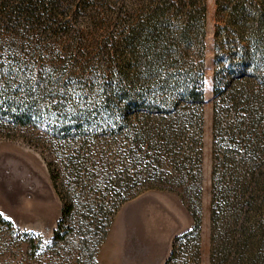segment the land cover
Listing matches in <instances>:
<instances>
[{
    "label": "rangeland",
    "instance_id": "obj_1",
    "mask_svg": "<svg viewBox=\"0 0 264 264\" xmlns=\"http://www.w3.org/2000/svg\"><path fill=\"white\" fill-rule=\"evenodd\" d=\"M0 68V154L54 191L0 194V264H134L150 195L163 264H264V0H0Z\"/></svg>",
    "mask_w": 264,
    "mask_h": 264
},
{
    "label": "water",
    "instance_id": "obj_2",
    "mask_svg": "<svg viewBox=\"0 0 264 264\" xmlns=\"http://www.w3.org/2000/svg\"><path fill=\"white\" fill-rule=\"evenodd\" d=\"M0 177V190L14 204L24 197H52L44 175L16 154H0ZM121 220L123 258L134 264H163L174 237L184 226L182 217L153 195L129 203L122 211Z\"/></svg>",
    "mask_w": 264,
    "mask_h": 264
},
{
    "label": "crops",
    "instance_id": "obj_3",
    "mask_svg": "<svg viewBox=\"0 0 264 264\" xmlns=\"http://www.w3.org/2000/svg\"><path fill=\"white\" fill-rule=\"evenodd\" d=\"M45 177V176H44ZM0 179H2L1 177H0ZM47 180V179H46ZM48 181V180H47ZM50 185V184H49ZM51 187V186H50ZM51 193H52V197H51V199L53 198V196H54V191H53V189L51 188ZM0 194L2 195V192H0ZM6 197V196H5ZM30 199L31 198H34V197H29ZM36 199H39V198H36ZM44 200H48L49 201V199H44ZM8 201H9V199H8ZM10 202V201H9ZM10 203H12V204H14V202H10Z\"/></svg>",
    "mask_w": 264,
    "mask_h": 264
},
{
    "label": "snow or ice",
    "instance_id": "obj_4",
    "mask_svg": "<svg viewBox=\"0 0 264 264\" xmlns=\"http://www.w3.org/2000/svg\"><path fill=\"white\" fill-rule=\"evenodd\" d=\"M3 71H4V70H3L2 68H0V74H2V73H3ZM0 215H2V214H0Z\"/></svg>",
    "mask_w": 264,
    "mask_h": 264
}]
</instances>
